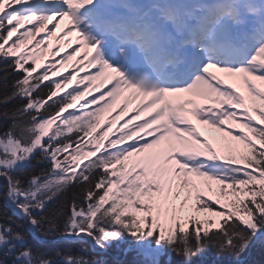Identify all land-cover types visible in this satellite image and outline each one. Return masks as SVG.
Instances as JSON below:
<instances>
[{
	"label": "snow or ice",
	"instance_id": "1",
	"mask_svg": "<svg viewBox=\"0 0 264 264\" xmlns=\"http://www.w3.org/2000/svg\"><path fill=\"white\" fill-rule=\"evenodd\" d=\"M257 242L264 0H0V264Z\"/></svg>",
	"mask_w": 264,
	"mask_h": 264
},
{
	"label": "trees",
	"instance_id": "2",
	"mask_svg": "<svg viewBox=\"0 0 264 264\" xmlns=\"http://www.w3.org/2000/svg\"><path fill=\"white\" fill-rule=\"evenodd\" d=\"M8 107H11L9 105ZM43 167V166H41ZM38 238L33 239L35 244H46L49 249H56L57 247H72L78 250L79 246L68 245L66 242H61L55 237H43L37 234ZM124 245H113L108 252L111 254H116L117 256L122 257L126 252L124 251ZM129 257L132 256V252H128ZM89 255H95L98 259H101L108 262L107 259H104L106 256L105 253L97 252L89 253ZM133 257V256H132ZM133 260H129L127 264L132 263ZM167 260V257L162 258V264ZM173 264H180V259L176 256L172 257ZM109 261L113 262L112 259ZM116 264V263H114ZM133 264V263H132ZM193 264H264V244L257 242L244 253L241 254L239 258L225 254L223 256H217L213 250H208L202 256L196 257L193 259Z\"/></svg>",
	"mask_w": 264,
	"mask_h": 264
}]
</instances>
